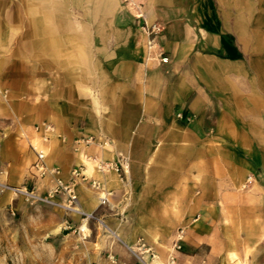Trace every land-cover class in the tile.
<instances>
[{
	"label": "crops",
	"instance_id": "0c3cea01",
	"mask_svg": "<svg viewBox=\"0 0 264 264\" xmlns=\"http://www.w3.org/2000/svg\"><path fill=\"white\" fill-rule=\"evenodd\" d=\"M71 1L88 10L83 22L61 34L42 4V17L29 22L35 29L14 41L13 65L0 67L1 179L47 192L85 166L98 188L76 186V206L121 243L152 235L141 247L155 250L158 235L169 244L183 229L175 241L182 263L264 264V20L256 4L136 0L146 24L161 26L157 43L169 60L161 65L146 59L141 23L119 0ZM37 123L54 132L40 148L57 175L42 180L31 175ZM119 155L129 159L124 176L94 169Z\"/></svg>",
	"mask_w": 264,
	"mask_h": 264
},
{
	"label": "rangeland",
	"instance_id": "374dc122",
	"mask_svg": "<svg viewBox=\"0 0 264 264\" xmlns=\"http://www.w3.org/2000/svg\"><path fill=\"white\" fill-rule=\"evenodd\" d=\"M63 1L0 0V67L13 65L14 41L19 35L35 29V26L29 25V22L42 17L40 9L42 4L47 2L49 5L47 16L60 21L61 34L66 35L72 32V26L68 25L70 21L83 22L88 17V10L81 7L83 3L79 4L80 8H72L74 5L71 0H67L68 4H63ZM119 1L120 6L128 11L136 22H140L141 25L146 23L141 2L136 0H131L130 3ZM236 1L240 7H246L249 2L250 4L254 2L256 18L264 20V0ZM63 5L67 8H63ZM77 5L76 3L75 6L77 7ZM138 9L143 16L140 21L135 19ZM15 19L16 24H14ZM82 28L80 27V32H82ZM40 78V74H32L33 83L38 84ZM35 92L38 96L39 90ZM2 97L0 95V99ZM35 125L32 127V132L36 141L32 142L30 148L32 151L34 148L44 155L45 152L41 150L40 143L53 136L54 132L52 129L45 132V124L37 123ZM33 153L35 154L34 151ZM124 157L129 165L128 157ZM77 167L81 166L74 168ZM82 167L86 180L79 181L76 186L83 185L85 190L94 191L95 189L90 186L91 179L85 174V166ZM32 169L31 175L37 180H42L47 175H53L50 172L41 176L34 169V164ZM52 170L48 168V171ZM70 179L71 172L68 183H70ZM1 181L5 180L1 179ZM54 186L47 192H40L34 186H17L53 203L26 199L10 192L0 193V264H172V258H174V264H208L207 262L199 263L196 260L182 263L176 258L175 241L184 236V233L180 235L183 229L178 230L174 241L169 244L166 243L168 241L166 235L156 236L161 245H158L155 250L150 249V252L146 251L149 247L146 245L145 248H142L141 243H148L147 239L152 235L130 233L125 235L129 242L121 243L98 221L94 214H89L92 215L91 218H85L64 209L63 206L67 205V201L61 197L65 195H51ZM241 188L246 189V186ZM153 239H155V235H153ZM151 254L155 256L154 259ZM235 263L237 264V262Z\"/></svg>",
	"mask_w": 264,
	"mask_h": 264
},
{
	"label": "built area",
	"instance_id": "2783aa9c",
	"mask_svg": "<svg viewBox=\"0 0 264 264\" xmlns=\"http://www.w3.org/2000/svg\"><path fill=\"white\" fill-rule=\"evenodd\" d=\"M124 2L130 3L131 0H123ZM135 19L137 21H140L143 19L142 13L140 10H137V14L135 15ZM142 32L146 35V59H154L157 60L161 65H166L169 63V60L167 57L164 56L161 48L157 44V38L160 34L161 27L157 24L147 25L146 23H142L141 25ZM49 128L45 127L44 131H48ZM94 142L93 138H88L86 140V143ZM33 148V147H32ZM33 151L36 155V162L34 163V169L40 173L41 176H44L47 173L57 175V171L53 169L52 171H48L47 167L44 164V155L41 152H37L34 148ZM128 161L127 159L119 155L115 160L113 161H99L95 164V169L99 173H106V172H114L117 175L124 176L128 170ZM70 183H63L60 178L55 179V186L51 193V195H65L66 196V206H63L64 209L72 211L80 215L81 217L85 218H91L92 215L86 214L82 212L79 208L76 206L77 202V195L75 193L74 187L79 181L84 182L86 180L85 175L83 174V167H77L73 168L71 171V179ZM90 186L93 189L98 188V183L95 181H90ZM3 192H10L15 196H22L26 199H37L49 203H53L52 201H48L46 199H41L37 196H35L32 192H28L25 188L15 187L8 185L7 183L1 181L0 179V193ZM100 201L103 202L105 199L100 197ZM183 234V231L180 232V235ZM179 237L178 239H181ZM176 252L180 250V246L176 243L174 246ZM147 252H150V249L146 250ZM152 259L155 258L153 254H151ZM174 258L171 259L172 264H174Z\"/></svg>",
	"mask_w": 264,
	"mask_h": 264
}]
</instances>
